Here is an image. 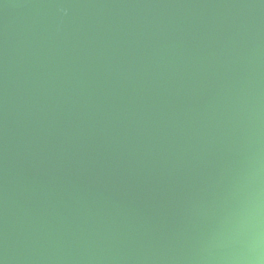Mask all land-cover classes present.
Here are the masks:
<instances>
[{
    "label": "water",
    "instance_id": "water-1",
    "mask_svg": "<svg viewBox=\"0 0 264 264\" xmlns=\"http://www.w3.org/2000/svg\"><path fill=\"white\" fill-rule=\"evenodd\" d=\"M0 264H264V0H0Z\"/></svg>",
    "mask_w": 264,
    "mask_h": 264
}]
</instances>
